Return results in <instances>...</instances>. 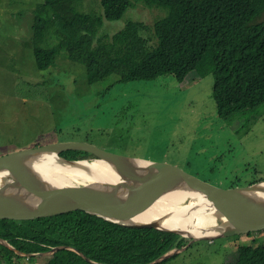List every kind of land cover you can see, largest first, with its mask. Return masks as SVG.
Masks as SVG:
<instances>
[{
	"label": "trees",
	"instance_id": "trees-1",
	"mask_svg": "<svg viewBox=\"0 0 264 264\" xmlns=\"http://www.w3.org/2000/svg\"><path fill=\"white\" fill-rule=\"evenodd\" d=\"M140 1L168 9L165 17L154 21L155 39L144 36L149 26L141 20L128 19L113 34L110 29L102 31L104 18L121 19L135 5L133 0H101L103 15L79 10L77 0H42L31 25L37 67L49 69L58 53L66 49L74 62L85 66L88 84L112 75L118 76L115 82L124 83L154 80L165 74L180 83H193L212 74L213 98L221 120H233L236 115L250 124L261 117L264 120V0ZM7 150L0 145V154ZM62 154L69 158L91 155L80 150ZM263 178L259 175L246 183L235 177L230 186ZM257 233L259 239L252 244L238 246V256L231 264H264V229ZM0 236L26 252L73 245L92 259L110 264H144L189 241L177 233L128 227L84 210L33 219H0ZM15 257L38 264H94L70 249L23 257L0 244V264H16ZM192 258L199 259L198 255Z\"/></svg>",
	"mask_w": 264,
	"mask_h": 264
},
{
	"label": "rangeland",
	"instance_id": "rangeland-1",
	"mask_svg": "<svg viewBox=\"0 0 264 264\" xmlns=\"http://www.w3.org/2000/svg\"><path fill=\"white\" fill-rule=\"evenodd\" d=\"M41 1L0 0V145L14 151L39 143L90 142L169 162L222 187H230L235 177L248 183L264 175V120L250 124L240 115L221 120L212 74L193 83L165 74L124 83L115 82L118 76L112 75L88 84L85 66L74 62L66 49L58 53L55 65L40 70L31 25ZM133 1L121 19L104 18L102 31L113 34L134 19L144 21L149 26L144 36L154 38V21L168 9ZM77 8L103 15L101 0H77ZM240 123L248 127L239 129ZM254 239H259L258 233L195 241L158 264H231L238 246ZM193 255L199 259L193 261ZM28 261L14 258L18 264Z\"/></svg>",
	"mask_w": 264,
	"mask_h": 264
},
{
	"label": "water",
	"instance_id": "water-1",
	"mask_svg": "<svg viewBox=\"0 0 264 264\" xmlns=\"http://www.w3.org/2000/svg\"><path fill=\"white\" fill-rule=\"evenodd\" d=\"M67 149L85 150L98 161L107 162L115 174L106 175L88 162L93 159H68ZM65 167L95 177L94 183L64 185L52 180L51 169ZM0 172L6 177L0 186V219H33L84 210L128 227H151L190 238L184 247H175L144 264H157L178 254L199 240L248 233L264 228V179L251 184L221 187L201 179L176 165L106 150L95 144L64 141L26 147L0 155ZM98 181V182H97ZM185 193L181 205L160 215L142 218L159 199ZM193 216L199 219V224ZM187 220V224L182 222ZM0 244L20 255H51L71 249L94 264L97 261L75 246L60 245L45 252H24L0 236Z\"/></svg>",
	"mask_w": 264,
	"mask_h": 264
},
{
	"label": "bare ground",
	"instance_id": "bare-ground-1",
	"mask_svg": "<svg viewBox=\"0 0 264 264\" xmlns=\"http://www.w3.org/2000/svg\"><path fill=\"white\" fill-rule=\"evenodd\" d=\"M88 164L95 169H99V171L104 172L108 176L115 174L113 168L107 162L93 159L92 161L88 162ZM74 170L75 171L69 170L65 167H58V169H51L47 173L52 180H56L57 182L64 185H84L88 183H94L96 181L93 175L84 171H77L78 169L76 167H74ZM5 175L6 173L0 172V186L3 184L1 178L6 177ZM185 197V193H170L159 199L153 206L147 209V211L142 214V218L160 215L170 209H175L181 205ZM193 219L199 224V219L196 216H193ZM182 224L186 225L187 220H184Z\"/></svg>",
	"mask_w": 264,
	"mask_h": 264
},
{
	"label": "clouds",
	"instance_id": "clouds-1",
	"mask_svg": "<svg viewBox=\"0 0 264 264\" xmlns=\"http://www.w3.org/2000/svg\"><path fill=\"white\" fill-rule=\"evenodd\" d=\"M32 36V35H31ZM217 107V106H216ZM217 115H218V112H217ZM59 142H64V141H59ZM53 143H55V142H53ZM88 143H90V142H88ZM47 144H49V143H47ZM92 144H94V143H92ZM40 145H45V144H37L36 146H40ZM96 145V144H95ZM98 146V145H97ZM34 147V146H33ZM99 147H101V146H99ZM26 148V147H25ZM102 148H104V147H102ZM23 149V148H22ZM104 149H106V148H104ZM20 150V149H19ZM67 150H76V149H67ZM67 150H64V151H67ZM106 150H109V149H106ZM64 151H62L61 152V155L62 156H64L62 153L64 152ZM80 151H85V150H80ZM109 151H112V150H109ZM8 152H10L9 150L7 151V152H4V153H2V154H0V155H3V154H5V153H8ZM86 152H88V151H86ZM112 152H115V151H112ZM88 153H90V152H88ZM116 153H118V152H116ZM91 155H88V156H82V157H78V158H69V157H67V156H64V157H66V158H68V159H95L96 157L92 154V153H90ZM121 154V153H120ZM264 179V178H263ZM211 182V181H210ZM213 183V182H212ZM216 185V184H215ZM245 185V184H244ZM247 185V184H246ZM220 186V185H219ZM222 187V186H221ZM230 187H232V186H230ZM225 188H228V187H225ZM17 220H21V219H17ZM264 229V228H263ZM260 230H262V229H260ZM260 230H257V231H250V232H248V233H241V234H236V235H250V234H252V233H257V232H259ZM181 236V235H180ZM231 236H233V235H231ZM2 237V236H1ZM183 237V236H182ZM227 237H229V236H227ZM4 238V237H3ZM186 238V237H185ZM219 238H223V237H219ZM6 239V238H5ZM8 240V239H7ZM214 240V239H213ZM9 241V240H8ZM189 241H190V238H189ZM188 241V242H189ZM10 242V241H9ZM187 242V243H188ZM11 243V242H10ZM187 243L185 244V245H187ZM194 243V242H193ZM253 243V242H252ZM252 243H245V244H252ZM185 245H182V246H176V247H179V248H181V247H184ZM191 245V244H190ZM189 245V246H190ZM242 245V244H241ZM5 246V245H4ZM15 246V245H14ZM57 246H60V245H57ZM71 246H73V245H71ZM16 247V246H15ZM53 247H55V246H52V247H50V249H52ZM188 247V246H187ZM173 248H175V247H173ZM49 249V250H50ZM63 249H65V248H63ZM172 249V248H171ZM186 249V248H185ZM184 249V250H185ZM20 250V249H19ZM71 250V249H70ZM14 251V250H13ZM22 251V250H21ZM48 251V250H47ZM74 251V250H73ZM16 252V251H15ZM24 252H26V251H24ZM34 253H36L37 251H33ZM43 252H45V251H43ZM181 252V251H180ZM17 253V252H16ZM28 253H30V252H28ZM39 253V252H38ZM56 253V252H55ZM78 253V252H77ZM179 253V252H178ZM238 253V252H237ZM19 254V253H18ZM177 255V254H176ZM23 256V255H22ZM175 256V255H174ZM27 257V256H26ZM173 257V256H172Z\"/></svg>",
	"mask_w": 264,
	"mask_h": 264
}]
</instances>
